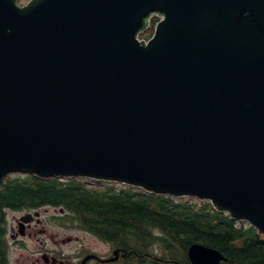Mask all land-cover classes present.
I'll return each mask as SVG.
<instances>
[{"label": "water", "instance_id": "water-1", "mask_svg": "<svg viewBox=\"0 0 264 264\" xmlns=\"http://www.w3.org/2000/svg\"><path fill=\"white\" fill-rule=\"evenodd\" d=\"M18 170L209 199L264 236V0H0V179Z\"/></svg>", "mask_w": 264, "mask_h": 264}, {"label": "trees", "instance_id": "trees-1", "mask_svg": "<svg viewBox=\"0 0 264 264\" xmlns=\"http://www.w3.org/2000/svg\"><path fill=\"white\" fill-rule=\"evenodd\" d=\"M45 204L65 208L80 227L124 248L125 257L116 264H180L193 242L223 252L225 264H264L263 237L210 202L31 174L0 183V264H8L5 209Z\"/></svg>", "mask_w": 264, "mask_h": 264}, {"label": "rangeland", "instance_id": "rangeland-1", "mask_svg": "<svg viewBox=\"0 0 264 264\" xmlns=\"http://www.w3.org/2000/svg\"><path fill=\"white\" fill-rule=\"evenodd\" d=\"M28 0H18L17 3H26ZM119 185V184H117ZM59 211V210H58ZM42 218L45 219V227L49 232L57 234V240L49 238V233L34 235L32 237H25L22 244H11V250L9 252V259L11 264H32L38 257L37 250L44 246L57 247L64 254L71 253L80 250L84 245L85 249L98 252L100 254H107L108 245L99 240L98 238L86 233L85 231L76 228L74 226L68 227L65 225H59L56 223H48V216L51 215L53 210L49 209L48 213L41 210ZM59 213V212H57ZM18 212L8 211L7 223L11 228L16 226L14 221L18 217ZM72 237V240L62 242L61 238ZM42 242V243H41Z\"/></svg>", "mask_w": 264, "mask_h": 264}, {"label": "flooded vegetation", "instance_id": "flooded-vegetation-1", "mask_svg": "<svg viewBox=\"0 0 264 264\" xmlns=\"http://www.w3.org/2000/svg\"><path fill=\"white\" fill-rule=\"evenodd\" d=\"M32 229H34V230H36L38 232H41V233L44 231V229L42 227V224H40L38 220H34V221L26 224V233L32 234V232H33ZM15 235H16V233H12V236H15ZM44 252H46L48 254V256H52L53 255L52 251L49 252L48 250H45ZM39 259L40 258H37L36 261L39 262ZM44 264H49V263H44ZM79 264H81V260L79 261Z\"/></svg>", "mask_w": 264, "mask_h": 264}]
</instances>
